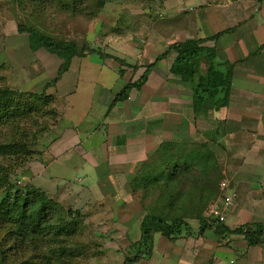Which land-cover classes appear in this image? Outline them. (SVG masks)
<instances>
[{
	"label": "crops",
	"instance_id": "0c3cea01",
	"mask_svg": "<svg viewBox=\"0 0 264 264\" xmlns=\"http://www.w3.org/2000/svg\"><path fill=\"white\" fill-rule=\"evenodd\" d=\"M107 1L106 7L118 2ZM131 4L125 8L127 24L116 26L115 30H120L117 36L104 38L113 54L104 60L74 57L48 92L61 118L55 140L45 151L47 160L41 172L55 182L91 169L97 177L92 191L71 189L73 198L77 190L92 198L80 201L81 206L119 199L129 203L131 181L161 144L170 143L175 148L205 144L217 160L221 178L217 198L203 201V217L206 219L208 208L217 200L231 197L224 211L225 222L214 229H201L189 221L190 234L172 241L155 233L150 255L134 264H152V260L155 264H264V0H142L141 7ZM74 9L77 7L71 6ZM139 35L141 45L135 53L111 47H133ZM187 41L198 42L206 56L213 54L214 59L209 60L221 64L223 72L231 70L227 103L201 115L192 109V84L170 72L177 54L169 47ZM163 54L139 89L133 88L125 101L112 104L127 83L137 80ZM204 57L199 62L202 75L209 66ZM114 59L127 68L115 67ZM55 63L57 67L47 77H55L60 60L56 58ZM83 66L100 86L97 94L85 87L81 110L76 114L70 102L77 87L69 86L66 75L72 72L79 80ZM104 68L120 80L126 75L127 82L110 95L107 92L111 89L107 91L99 81L101 73L107 72ZM120 69H124L122 74ZM67 121L68 128L62 127ZM222 182L227 183L224 190L220 189ZM123 189L129 194L121 192ZM57 202L68 205L70 201ZM242 227L252 231L261 227L253 244L245 238L246 231L236 232Z\"/></svg>",
	"mask_w": 264,
	"mask_h": 264
},
{
	"label": "trees",
	"instance_id": "16d2710c",
	"mask_svg": "<svg viewBox=\"0 0 264 264\" xmlns=\"http://www.w3.org/2000/svg\"><path fill=\"white\" fill-rule=\"evenodd\" d=\"M35 1L38 4L46 2V0ZM101 5L103 0L99 6ZM18 32L27 34L32 52L43 49L60 60L51 86H55L69 69L74 57L95 56L101 60L110 57L100 49V46L96 49L79 47L74 41L52 39L23 26L18 27ZM198 44L187 41L173 45L169 50L177 54L170 72L180 76L183 82L192 84V109L194 114L201 115L209 110L219 109L227 103L231 70L228 68L227 72H223V69H219L221 64L209 60L210 57L214 59L213 54L206 56L207 52L204 53V49L198 47ZM204 54L209 65L206 75L199 73V62ZM164 56L165 54L161 55L148 65L146 71L133 83H127L114 97L112 104L125 101L133 88L139 89L146 82L149 70ZM123 71L124 69H120L121 74ZM52 100H54L53 95L47 94L46 91L37 94L12 91L8 88L0 90L2 162L10 163L11 160L17 165V161H27L32 156V142L37 137L26 132L24 121L27 118L31 119L37 113H41L42 116L51 115V118L56 120V126L58 125L61 114L57 108L52 107ZM3 130H6L5 136L11 135L4 140H2ZM2 162L0 164V264H14L18 256L28 254L36 239L42 238L40 241H43V237L53 232L56 225L52 222L58 216L61 219L68 218L71 222H77L82 218V214L78 210L65 208L43 190L29 184H25L23 188L16 187L15 183L10 181L13 168L9 165L4 166ZM220 178L217 160L205 144L194 147L181 145L177 148L170 143L161 144L140 166L130 183V193L139 194L147 213L139 227L140 243L137 246L133 244L137 254L134 258H126L123 264H134L141 258L149 256L155 233L172 241L182 235L190 234L191 220L196 221L201 229L209 227L203 217L206 204L203 201L217 198ZM148 199L151 201L146 205ZM242 231H246L245 238L249 244H253L261 227H256L254 231L242 227L236 232ZM60 233H62L61 229L55 231L56 235Z\"/></svg>",
	"mask_w": 264,
	"mask_h": 264
},
{
	"label": "rangeland",
	"instance_id": "374dc122",
	"mask_svg": "<svg viewBox=\"0 0 264 264\" xmlns=\"http://www.w3.org/2000/svg\"><path fill=\"white\" fill-rule=\"evenodd\" d=\"M78 1L46 0L38 4L35 0H0V90L8 88L12 91L37 94L46 91L49 94L53 88L50 84L54 76L47 75L57 67L56 57L53 58L43 49L32 53L27 34L18 32V27L34 29L52 39L74 41L79 47L96 49L100 46L107 55H112L104 38L117 36L120 30H115L116 26L127 24L129 17L126 6L135 2L133 5L141 7L142 3V0H118L117 4L113 3V6L106 7L109 1L103 0V5L99 7L97 3L101 0H80L81 3ZM72 3L77 9L71 10ZM140 38L142 35L138 36V44L134 43L133 47L126 44L111 47L117 48L119 52L135 53L134 49H139L141 45ZM86 63L83 64L87 65ZM123 63L119 60L113 65L119 67L123 66ZM102 71L107 72L101 73L99 81L105 84L107 91L111 89L108 94L117 92L127 82L126 75L120 80L107 69L104 68ZM71 73L66 75V80L70 79L69 86L77 87V95L70 103L75 106V113L79 114L85 87L93 88L97 94L100 84L97 81L94 83L93 73L85 66L79 80ZM96 76L98 77V74ZM54 105L55 101L52 100V107L56 109L57 106ZM24 123L26 132L36 135L37 138L32 142V156L27 161H17L15 165L11 160L9 163L0 159V164L2 162L4 166L9 165L13 168L10 181L18 188L29 184L48 192L49 196L57 201H70L68 205L63 206L80 211L82 218L77 222H71L68 218L61 219L58 216L52 224L56 225L55 231L61 229L62 233L56 235L53 230L43 237V241H40L42 238L36 239L28 254L18 256L14 264H123L126 258H134L137 250L133 244L137 246L140 243L139 224L147 213L139 194H133L130 200L127 198L129 203L119 199L115 202L98 201L95 204L93 202L92 205L89 202L90 205L81 206L83 202L79 204L80 201H92V198L86 192L84 194L83 190H77L73 198V194H70L71 189L86 187L92 191L97 179L96 172L91 169L86 174L76 171L69 174L66 180L51 182L48 174L41 172L40 169L46 164L45 151L55 140L56 120L51 118V115L42 116L41 113H37L33 118H27ZM63 123L62 127L68 128V121ZM2 134V140L11 136L10 134L5 136L6 130H3ZM67 157L62 156L59 160ZM21 163L22 166L19 165ZM128 191L123 189L121 192L128 195ZM121 192L119 191L120 195L123 194ZM150 201L146 200V205H149ZM190 223L198 224L194 220ZM152 264H155L154 260Z\"/></svg>",
	"mask_w": 264,
	"mask_h": 264
},
{
	"label": "built area",
	"instance_id": "2783aa9c",
	"mask_svg": "<svg viewBox=\"0 0 264 264\" xmlns=\"http://www.w3.org/2000/svg\"><path fill=\"white\" fill-rule=\"evenodd\" d=\"M226 186H227V183L222 182L220 184V189L224 190L226 188ZM217 201L218 202H216L214 205H211L208 208L207 216L205 217L207 226H209L213 229L219 227V225H221L225 222L226 218H225L224 211H227L228 206L232 202V198L231 197H225V198L217 200ZM218 207L220 210L218 209Z\"/></svg>",
	"mask_w": 264,
	"mask_h": 264
}]
</instances>
